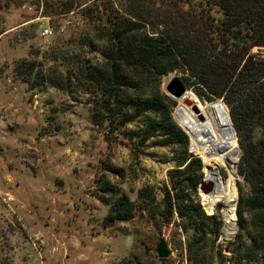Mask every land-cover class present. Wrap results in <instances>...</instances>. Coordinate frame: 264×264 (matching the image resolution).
<instances>
[{"label":"rangeland","instance_id":"rangeland-1","mask_svg":"<svg viewBox=\"0 0 264 264\" xmlns=\"http://www.w3.org/2000/svg\"><path fill=\"white\" fill-rule=\"evenodd\" d=\"M106 1L121 14L134 6L127 0H0V264H231L236 232L222 238L220 205L207 215L197 193L202 211L213 217L194 215L192 223L170 214L162 201L176 148L162 145L161 136L144 138L141 118L131 108L98 114L91 87L65 72L74 67L72 60L101 61L105 43L90 21L97 13L86 9L97 12ZM149 1L196 21L206 11L197 0ZM211 16L219 13L212 10ZM44 28L50 34L41 37ZM177 76L188 78L186 91L208 103L219 100L228 112L223 97L208 101L194 78ZM56 79L60 86L49 82ZM172 100L176 121L180 103ZM187 139L191 144L195 138ZM235 173L237 205L245 187ZM103 182L119 187L141 209L126 221L105 223L107 206L98 200L107 198L99 191ZM234 213L233 225L236 206ZM214 220L218 230L210 232ZM159 238L170 251L167 258L155 253ZM188 249L196 263L187 260Z\"/></svg>","mask_w":264,"mask_h":264},{"label":"trees","instance_id":"trees-1","mask_svg":"<svg viewBox=\"0 0 264 264\" xmlns=\"http://www.w3.org/2000/svg\"><path fill=\"white\" fill-rule=\"evenodd\" d=\"M127 1L134 5L129 4L128 13L121 14L110 1L101 3L97 12L86 9L97 13L87 15L105 43L101 61L72 60L74 67L65 72L91 87V104L98 114L109 117L115 110L131 108L133 116L141 118L144 138L161 136L162 145L176 148L162 201L170 214L175 211L189 222L194 215L213 216H206L197 202L200 160L188 152L187 136L172 117L174 101L160 91V79L186 72L207 90L208 101L223 97L241 150L237 173L245 187L239 189L229 261L264 264V56L250 51L264 47V0H197L206 8L197 21L165 12L149 0ZM212 10L219 16L210 17ZM205 16L207 22L202 21ZM57 80L49 82L60 86ZM183 80L189 85L188 78ZM106 170L120 173L112 166ZM99 191L107 197L98 199L107 206V224L126 221L141 209L109 182ZM212 222L210 232H216L218 222ZM202 227L199 224L198 230ZM187 260L196 263L189 249Z\"/></svg>","mask_w":264,"mask_h":264},{"label":"bare ground","instance_id":"bare-ground-1","mask_svg":"<svg viewBox=\"0 0 264 264\" xmlns=\"http://www.w3.org/2000/svg\"><path fill=\"white\" fill-rule=\"evenodd\" d=\"M166 80L167 76L164 82ZM186 98L193 109L182 105L178 99L179 106H182L177 112L178 122L184 132L195 138L191 140L189 149L202 161V172L207 168L208 182L212 188L200 194V203L207 215L215 214L216 206H221V236L226 239L234 230V179L239 157L235 134L222 103L202 101L190 91H186ZM196 117L202 121L198 122ZM198 134H202V137H198ZM223 170L227 174L225 179L221 173Z\"/></svg>","mask_w":264,"mask_h":264},{"label":"water","instance_id":"water-1","mask_svg":"<svg viewBox=\"0 0 264 264\" xmlns=\"http://www.w3.org/2000/svg\"><path fill=\"white\" fill-rule=\"evenodd\" d=\"M250 51H252V52H258V51H260L261 52V51H264V47H262V46H255V47H252ZM164 76L166 77V75H164ZM163 91L171 99H174V100L180 99L182 105L187 106L190 109H193V107L191 106L189 100L186 98V88H185V85L182 82V80L177 76V73L174 72L172 76H170V77L167 76V80H166V82H165V84L163 86ZM218 102L219 103H222L219 100H218ZM181 109H182V106H179V107H177V109L174 112V117H175V119L177 121V125L179 127H180V125H179L178 118H177V112H178V110H181ZM228 116H229V114H228ZM231 127H232V125H231ZM232 129H233V127H232ZM233 131H234V129H233ZM234 134H235V132H234ZM186 136H187V134H186ZM188 146H190V143L189 142H188ZM189 152H191L190 149H189ZM238 153H239V157H238V160H239L240 155H241V150L239 148H238ZM200 172H201V175L202 176H201V180H200V182H199V184L197 186V193H198V195L201 194V193L208 192L210 190V188H211V186H210V184L208 182L207 168L205 169L204 172H202V168H201L200 169ZM236 199L237 198H235L234 210H235V206H236ZM234 215H235V213H234ZM236 230H237V224L234 223V233L236 232ZM155 253H156L157 257L158 258H161V259L167 258L169 256L170 251L167 248V245H166V243H165V241H164L163 238H159V240L157 242V245H156V248H155Z\"/></svg>","mask_w":264,"mask_h":264},{"label":"built area","instance_id":"built-area-1","mask_svg":"<svg viewBox=\"0 0 264 264\" xmlns=\"http://www.w3.org/2000/svg\"><path fill=\"white\" fill-rule=\"evenodd\" d=\"M48 34H50V31L47 28L40 30V33H39L41 37H46Z\"/></svg>","mask_w":264,"mask_h":264}]
</instances>
